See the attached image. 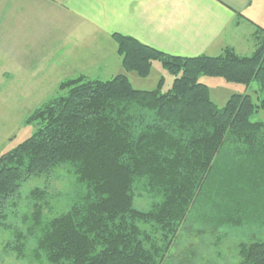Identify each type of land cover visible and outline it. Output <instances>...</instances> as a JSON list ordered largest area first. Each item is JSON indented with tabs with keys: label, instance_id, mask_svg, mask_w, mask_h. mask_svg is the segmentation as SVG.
I'll return each instance as SVG.
<instances>
[{
	"label": "trees",
	"instance_id": "obj_1",
	"mask_svg": "<svg viewBox=\"0 0 264 264\" xmlns=\"http://www.w3.org/2000/svg\"><path fill=\"white\" fill-rule=\"evenodd\" d=\"M254 31L249 55L227 46L189 57L112 34L127 70L144 76L158 59L171 87L138 90L122 73L60 82L66 93L28 117L38 125L31 136L0 154V227L11 237L4 248L34 263L164 264L203 201L222 225L264 228V119L250 120L264 112V28ZM202 74L254 81L260 102L237 93L219 108ZM61 174L69 191L54 184ZM41 177L18 213L22 186ZM136 198L150 200L147 210L133 206ZM14 215L20 222L9 221ZM237 251L236 264H264V238Z\"/></svg>",
	"mask_w": 264,
	"mask_h": 264
},
{
	"label": "crops",
	"instance_id": "obj_2",
	"mask_svg": "<svg viewBox=\"0 0 264 264\" xmlns=\"http://www.w3.org/2000/svg\"><path fill=\"white\" fill-rule=\"evenodd\" d=\"M260 13L264 0H0V42L3 52L53 47L54 72L86 77L87 67L120 61L114 33L185 57L227 46L240 53L236 40L253 51L254 30L264 28Z\"/></svg>",
	"mask_w": 264,
	"mask_h": 264
},
{
	"label": "rangeland",
	"instance_id": "obj_3",
	"mask_svg": "<svg viewBox=\"0 0 264 264\" xmlns=\"http://www.w3.org/2000/svg\"><path fill=\"white\" fill-rule=\"evenodd\" d=\"M16 40H18L17 35L12 36V44H15ZM234 43L241 51L240 53L236 51L238 54L249 55L252 52L251 47L243 41L236 40ZM0 48V154H2L31 136L38 125L35 122H27L28 117L41 104L66 93V90L60 91L58 86L66 77L53 71L52 55L56 54L53 47L27 49L25 52L17 50L3 52L4 42H0ZM19 58L26 60L24 67L14 63ZM120 63L121 60L113 61L107 68L97 64V67L95 65L87 67L84 72L88 78L97 80H108L122 73L126 75L132 87L138 90H154L160 84L161 91H167L173 83V75L163 68L158 59L152 62L149 72L144 76L134 70H127ZM198 80L207 86L210 101L219 108L224 107L226 100L237 93L249 94L256 104L260 102L261 92L254 81L245 86L240 82H230L219 76L211 77L204 74ZM261 119H264L263 111L253 114L250 118L252 121H261ZM42 181L43 177L33 178L22 186L23 195L19 201L18 213L27 209V194ZM54 184L66 192L70 180L68 178L66 180L64 174H61L54 179ZM149 202L150 200L146 198H136L133 206L136 209L147 210ZM204 203V201L196 203L186 217L164 264H236L237 246L240 242L255 237L264 238V228L250 223H243L241 227L222 225L213 215L214 212L217 213V208L209 205L206 210ZM9 221L20 222V215L12 216ZM10 240L9 233L0 227V264H51L16 259L4 248Z\"/></svg>",
	"mask_w": 264,
	"mask_h": 264
}]
</instances>
